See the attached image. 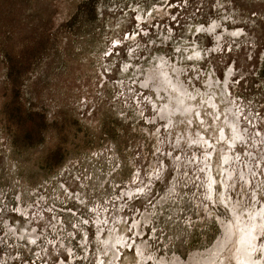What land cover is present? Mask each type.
I'll return each mask as SVG.
<instances>
[{
    "label": "rangeland",
    "instance_id": "1",
    "mask_svg": "<svg viewBox=\"0 0 264 264\" xmlns=\"http://www.w3.org/2000/svg\"><path fill=\"white\" fill-rule=\"evenodd\" d=\"M0 264H264V0H0Z\"/></svg>",
    "mask_w": 264,
    "mask_h": 264
}]
</instances>
